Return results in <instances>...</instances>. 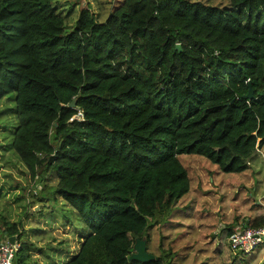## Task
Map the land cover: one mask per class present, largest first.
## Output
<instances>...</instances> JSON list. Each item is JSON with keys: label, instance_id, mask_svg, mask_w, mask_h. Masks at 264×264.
I'll return each instance as SVG.
<instances>
[{"label": "trees", "instance_id": "trees-1", "mask_svg": "<svg viewBox=\"0 0 264 264\" xmlns=\"http://www.w3.org/2000/svg\"><path fill=\"white\" fill-rule=\"evenodd\" d=\"M80 3L67 28L57 0H0L11 148L32 180L56 178L39 201L62 198L88 229L66 264H165L130 255L137 237L147 250L156 218L189 191L179 155L238 173L264 146V0H122L102 21ZM243 225L229 239L262 227L264 214ZM3 232L17 241L14 225ZM229 242L234 254L261 244L245 253ZM27 244L15 264H27Z\"/></svg>", "mask_w": 264, "mask_h": 264}, {"label": "rangeland", "instance_id": "rangeland-1", "mask_svg": "<svg viewBox=\"0 0 264 264\" xmlns=\"http://www.w3.org/2000/svg\"><path fill=\"white\" fill-rule=\"evenodd\" d=\"M80 1L57 0L58 12L67 28L78 17ZM83 1L88 2L97 20L102 21L122 0ZM192 1L218 7L229 3V0ZM14 106L13 95L0 101V243L4 241L3 231L14 225L17 242L28 243L29 256L25 262L52 264L51 245L61 239L66 225V237L73 244L71 257L78 251L88 229L75 209L62 198L42 192L45 199L39 201L38 194L43 187L48 192L57 180L50 173L40 181L32 180L12 150L16 126ZM179 159L189 176V191L163 216L156 218L150 229L147 252L162 254L165 264H264V242L251 254H234L227 236L228 228H241L257 213L264 214V146L258 149L249 168L238 173H224L215 163L197 154H180ZM64 240L54 245L65 244ZM168 252L171 255L167 257ZM17 256L14 253L13 264Z\"/></svg>", "mask_w": 264, "mask_h": 264}, {"label": "built area", "instance_id": "built-area-1", "mask_svg": "<svg viewBox=\"0 0 264 264\" xmlns=\"http://www.w3.org/2000/svg\"><path fill=\"white\" fill-rule=\"evenodd\" d=\"M82 113L79 111L77 118H80ZM264 225L260 228L245 227L242 232L232 234L231 246L234 250H242L245 253L249 252L257 243L264 242ZM19 243L14 237L13 242L9 241V237L5 238L0 243V264H12L13 255L19 248Z\"/></svg>", "mask_w": 264, "mask_h": 264}, {"label": "water", "instance_id": "water-1", "mask_svg": "<svg viewBox=\"0 0 264 264\" xmlns=\"http://www.w3.org/2000/svg\"><path fill=\"white\" fill-rule=\"evenodd\" d=\"M176 48L178 50L181 49L179 44H176ZM253 96V90L251 88V85L249 84V88L246 94H244L242 97L244 99H251ZM70 107H74L75 106V100H72L70 102ZM264 239V237H263ZM14 240V236H10L9 237V241L13 242ZM130 259H135L141 262H147V261H151L154 259V255H152L151 253L147 252L146 250V241L145 239H140V238H135V242L133 244V253L130 255Z\"/></svg>", "mask_w": 264, "mask_h": 264}, {"label": "crops", "instance_id": "crops-1", "mask_svg": "<svg viewBox=\"0 0 264 264\" xmlns=\"http://www.w3.org/2000/svg\"><path fill=\"white\" fill-rule=\"evenodd\" d=\"M67 229H68V227L66 225L62 229L63 232H61V234L62 233L63 234L61 236V239L56 241L55 243H53V245H51L52 248L54 249L52 264H66L68 262V260L71 258V252H72L73 244L70 243L69 237H66V230ZM63 240L66 241L65 244L63 243V244H60V245H57V246L54 245L56 243L59 244L60 242H63ZM69 245H70V249L68 248ZM38 250L41 251V252H44V249L40 250V248H39ZM35 258H37V257H35ZM39 264H44V262L43 261H39Z\"/></svg>", "mask_w": 264, "mask_h": 264}]
</instances>
